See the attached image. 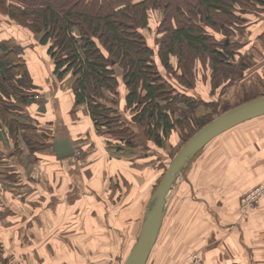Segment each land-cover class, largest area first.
<instances>
[{"label":"crops","instance_id":"crops-1","mask_svg":"<svg viewBox=\"0 0 264 264\" xmlns=\"http://www.w3.org/2000/svg\"><path fill=\"white\" fill-rule=\"evenodd\" d=\"M1 16L6 21L0 19V44L9 43L12 47L21 48L20 57L26 65L32 88L25 90L26 93L31 91L26 104L17 102L14 97L6 100L15 104L17 116L11 121L0 119V205L2 208L11 207L18 216H25L31 225L35 223V229L29 233L31 242L28 246L35 245L39 253L37 255L43 253L45 264H87L93 252V238H97L98 230L107 225L104 217L108 216L115 227L118 220L125 219L123 211L127 198L114 201L106 193L114 191L124 197L129 193L127 188L131 186V190L137 193L134 205L138 208L144 205L142 211L145 216L147 204L163 175L161 176L156 163L152 164L151 161L147 163L144 175V172H139L140 169L137 171L128 165L130 160L124 156L112 157L109 152L112 141L111 144L104 135L97 132L88 108L85 105L77 106L74 93L68 88L66 80L61 81L54 74L52 60L47 58L46 46L40 45L29 30L17 25L7 16L0 14ZM6 56L8 55L0 51V57ZM174 80L172 77L166 81L172 85L177 83H173ZM180 91L178 92L181 93ZM34 95H39L38 100L33 99ZM3 98L5 99L4 96ZM17 124L27 130L19 129L12 135L10 128L16 130ZM33 126L40 133L39 136L31 131ZM59 136L68 137L72 141L77 151L75 155L57 158L53 143ZM38 138L48 148L43 156H37L38 152H35L34 157H31L28 141L32 144ZM216 140L202 150L204 165H198L190 172V187H195V180L192 179L194 176L205 177L199 182L201 185L195 187L204 190L201 191L203 200L194 202L206 212L203 220H200L201 216L194 218L196 222L204 223V229L197 231L193 230L194 225L191 226L189 237L198 240L192 243L190 254L199 251L204 264H264V199L260 210L245 220L240 219L238 210L244 193L264 185V116L246 122ZM216 156L221 158L220 169L228 176L227 181L222 178L224 181L219 180L218 184L213 182L206 167L207 159ZM37 160L43 161V164H37ZM126 163L129 167H126ZM124 173L126 184L121 179V174ZM114 176L118 178L117 181L121 180L122 183L118 184L122 188H111V183L116 182ZM146 184L149 187L145 189L150 188L149 191H142L141 186ZM206 189H210V193ZM20 191L28 195L26 199H20ZM72 194H75V198L68 200V196ZM100 199H109V213L100 208L105 206ZM89 200L92 210L83 215L82 207L85 208L84 204ZM69 203L80 207V219L76 220H79L80 227L75 230L69 227L64 235L56 236L54 242L52 239V242L42 244V241L53 235L55 225L65 229ZM19 206L26 207L21 208L25 213L19 210ZM102 213L104 225L98 224ZM84 216L90 217V222L85 223V227L82 224L83 220L85 222ZM138 220L137 217L133 218L135 225ZM47 223L54 230L49 228L47 231ZM128 225L127 230H132ZM114 232L119 239V233ZM65 236L69 237L67 243L64 242ZM131 241L132 239L129 243ZM131 251L132 249L129 250V255ZM126 252L125 248L122 253Z\"/></svg>","mask_w":264,"mask_h":264},{"label":"rangeland","instance_id":"rangeland-1","mask_svg":"<svg viewBox=\"0 0 264 264\" xmlns=\"http://www.w3.org/2000/svg\"><path fill=\"white\" fill-rule=\"evenodd\" d=\"M173 2L175 3L173 4L174 6H182L183 10L187 11V13L188 11H190L189 9L192 8L193 4L197 3V1L195 0H173ZM241 2L242 4L240 6L236 5L235 7L236 11L234 12V16L236 17V20L229 21V23L234 22L232 26L227 29L223 27V31H220L218 28L215 29V32L211 31L212 33H214L213 36L217 37L218 40L227 41V43L230 44L231 47H233L236 52L235 57L233 60H229L228 62L235 63V65L238 66L237 75H230L229 78L223 80L221 77L218 78L216 84L217 82L219 83L217 84L218 86L215 90L211 88L212 73L211 67L209 66L210 63L207 61V59H202L201 57V59L199 58L190 60V70H185L178 65V59L174 57L173 59L171 58L172 68L170 70L168 69L167 71L162 66L161 61L157 59L158 49H160L161 45L160 39L162 38V34L164 31L161 24L164 19V10L159 9L156 11H149L148 28L145 30L141 29L146 43H148L153 48L157 55L155 59V70H157L160 76L159 79L161 78V82L162 80L167 82L166 80L172 79V77H174L175 79L173 83L177 82L176 84L172 85L169 83L172 88L173 94H169V96L167 97H171V95L173 96L175 93H179L178 91L181 90L180 94L192 99L193 102H196V105L198 106L195 111L196 119L197 117L201 118L203 116H206V118L208 117L213 122L214 119L225 113L222 110L220 111L219 108L217 110H214V107L207 108L205 104H216L218 102H221L223 104H229L230 106L237 107L246 102L264 96V0H258V2H249L245 0ZM184 6H186L187 8ZM185 15L188 17L190 14ZM0 19L6 21V18L3 16H1ZM169 20V24L173 28H175L179 24V21L177 19L170 18ZM179 20L181 22L184 19L179 18ZM75 32H77L75 34L79 37V32L77 30ZM35 36L36 40L39 42L40 35ZM46 49L48 50V46H46ZM47 55V58L50 59L51 56L48 52ZM51 60L54 69L55 64L52 58ZM237 62H241V64L238 65L239 63ZM37 64L39 65V63ZM115 65L116 64L113 65L112 69L116 70V91L112 92L105 90L104 92H102V95L97 98L98 101L104 103L103 105L113 111L112 113H110V126L108 128H103L101 126L102 133L99 134L104 135V137L110 143L112 141L113 144H111L113 146L111 145V151H109L112 157L119 158L120 156H124L125 159L130 160V163L128 165H131V167L135 168L137 171L140 169V173L146 171L147 163L151 161L152 164L156 163L157 169L159 168L161 176H164L175 156L183 148L186 142L199 131V128L194 121L191 122L190 129L188 128L187 131H185L186 129L182 130L178 128L177 131L172 132V134L168 138L169 140L165 142L164 148H158L146 136L145 126L136 124L137 122L135 121L134 117L135 114L131 113V110H127L126 97L128 94V89L123 78L125 70L121 65L118 64L116 65V67ZM181 76L185 80L190 81L191 87L185 86L181 83V81L179 80L181 79L179 78ZM17 80H20L19 74L16 75V78L14 77V80L12 79V82L10 84L13 87L25 86L27 89L29 88L26 85H22V83H17ZM22 80L25 81V79ZM60 80H66L68 88L73 92L72 74H69L65 78ZM28 83L29 84L27 85H32L31 81ZM176 87H178L179 90ZM182 87H184V90L182 89ZM169 93L171 92L169 91ZM4 97L5 99L0 96V119L11 121L15 116L18 115L16 114L18 113L17 108L12 102L6 101L10 100V96ZM37 98H39V95H34L33 99L38 100ZM185 100V98L184 100H179L178 109L186 108L188 101ZM165 103L167 102H161L162 105H165ZM85 106L89 109L88 105ZM227 108L230 107L227 105ZM233 108L234 107H232V109ZM207 109L212 111H209ZM124 116H127L128 118H124ZM20 128V130H24L23 128L26 127ZM31 131H33L36 136H39L40 134L37 132V129L35 127L34 129L32 128ZM17 135H19V133ZM22 136H24V134H22ZM16 138L17 137H15V139ZM35 141L37 142V148L35 151L38 152L37 156L41 157L48 147L46 144L42 143V140L39 138ZM203 152L204 151H201L199 154H197L185 166L183 174H181L179 179L174 184L173 191L168 197L166 212L157 243L153 251L151 252L148 261L149 264H184L186 258L190 255V247H192V243L198 240V238L191 239L189 237L191 226L194 225L193 230L197 231L204 229V223L196 222L194 218H198L201 216L200 220H203L206 212L203 208L200 207L198 203L194 201L203 200L201 191L204 190L202 188L197 189L195 187H199L201 185L199 184V182L203 181L205 177H202V175L198 177L194 176V178L192 179L195 180V187H190L189 181L190 172L192 171V169L198 165L201 167L204 165L205 161L202 164V158L204 157ZM30 154L31 157H34L32 152H30ZM220 159L221 158L218 156L212 159H207L206 167L210 171V176L212 175L213 182H216V184H218L219 182L217 183V181L222 180V178L227 181L226 177H228L220 169ZM29 164L31 163L29 162ZM37 164H43V161L37 160ZM125 165L126 167H129L127 163ZM126 173H128V170H126ZM143 174L145 175L146 172H144ZM121 176L123 183L126 184L125 173L121 174ZM114 178H116V176H114ZM117 179L118 178H116V182L111 183V188L113 186L122 188L120 184H118L119 182H121V180L117 181ZM224 180H222V182ZM9 186L10 185H8V187ZM141 187L142 191H149L150 189H145V187H149L148 184L142 185ZM127 189V192L129 193L124 197H120V195H118V193H115L114 191L106 193V195H110L109 199H113L114 201L115 199L123 200L127 198V200L124 201L126 205L124 206L123 211L125 213L123 215L125 219L123 221H119L117 219V227H115L113 226L112 222H110L108 216L104 217L106 218L105 221L107 222V225L98 230L99 236L97 238H93V252L90 255V261L87 264L126 263L127 257L129 255V250L133 249L132 247L138 239L139 232L142 227V222L144 220V211H142V207L144 205L139 206V208L134 205V198L137 197V193L135 192V190H131V186ZM256 189L257 187L251 189L241 196L240 205L238 208V210L240 211V219L245 220L250 216H254V212L260 210L264 199V192L255 193L254 191ZM206 190L208 191V193H210V189ZM20 192H22V195H20V199H26L28 195L23 194L25 193L24 191ZM253 193H255L254 196H257L255 199H252L254 197L252 195ZM74 198L75 194L68 196V200H73ZM109 199H100V201H104L105 203L104 207L100 206L103 212H108L107 209L109 207ZM100 203L103 204L102 202ZM84 207L85 208L82 207L83 215H85V212L87 211L91 212L92 208L90 200L84 204ZM94 207L95 206L93 204V208ZM19 208V210L22 211L21 208L26 207L19 206ZM79 210L80 207L78 204L75 205L69 203L67 205V213L69 216L67 217L68 220L66 221L65 229L59 228L57 227V225H55L54 230V228L50 227L47 223V231L50 230L49 228H51L54 230V233L50 238L47 237L44 241H42V244L52 242V239L54 242L55 237L58 235H64L66 229L69 227L72 228V230L79 228L80 222L79 220L76 221L77 219H80ZM89 212L87 214L91 215V213ZM22 213L25 212L22 211ZM103 215V213L99 215L98 224H105L103 223ZM74 216L77 217L74 219ZM134 217H137L139 219L136 225L133 221ZM84 219L85 222L83 220V225L90 222L89 216H84ZM128 224H130V229H132L130 231L127 230V227L129 226ZM83 227H85V225ZM34 229L35 223H32L31 225L30 221L25 219V216H18L11 207L2 208L0 205V264H45L43 253H41L42 255H37V247L35 245L28 246L31 242V240L29 239V233H32ZM114 230L119 233V239H117L115 237V234H113L115 233ZM74 232H68V234H72ZM131 239L132 241L129 243V240ZM67 241H69V237L65 236L64 242L67 243ZM33 244H35L34 241ZM125 248L127 252L123 254L122 252L125 251ZM55 261L57 262L56 258Z\"/></svg>","mask_w":264,"mask_h":264},{"label":"trees","instance_id":"trees-1","mask_svg":"<svg viewBox=\"0 0 264 264\" xmlns=\"http://www.w3.org/2000/svg\"><path fill=\"white\" fill-rule=\"evenodd\" d=\"M195 1L197 3L187 13L182 6H174L173 0H0V14L40 35V45L48 46V53L54 61V74L58 79L72 74L75 103L77 106L88 105L100 134L101 126H110V113L113 111L97 98L105 90L116 91V70L112 68L114 64L121 65L128 89L127 110L135 114L136 124L145 126L149 140L162 149L178 128L187 131L194 121L200 130L212 120L206 116L195 118L198 106L192 99L180 93L167 97L173 91L169 83L159 79L155 70L157 55L166 71L172 68L171 58L174 57L185 70H190V60L207 59L213 90L218 86V78L223 80L238 74V66L228 62L234 59L235 50L227 41L218 40L211 31L215 32L217 28L223 31V27L232 26L234 22L229 21L236 20L235 7L245 0ZM159 9L164 10L161 23L164 31L156 55L146 43L142 30L148 28L149 11ZM185 14L190 15L187 17ZM170 18L179 21L175 28L169 24ZM179 18L184 20L180 22ZM76 30L80 38L75 34ZM0 51L8 55L0 57V96L14 97L17 102L26 104L31 93L25 92V86L13 87L10 84L19 74L20 80L16 82L28 86L29 90L32 88L27 85L31 79L20 57L22 50L9 43H1ZM179 78L182 84L191 87L190 81L182 76ZM183 97L188 104L186 108L178 109L179 100H184ZM162 101L167 103L162 105ZM205 105L224 112L236 107L221 102ZM16 127V130L10 128L12 135L21 129ZM36 146V141L32 144L28 141L33 154Z\"/></svg>","mask_w":264,"mask_h":264},{"label":"water","instance_id":"water-1","mask_svg":"<svg viewBox=\"0 0 264 264\" xmlns=\"http://www.w3.org/2000/svg\"><path fill=\"white\" fill-rule=\"evenodd\" d=\"M264 116V96L235 107L200 129L178 152L165 175L153 192L145 211L144 220L136 244L125 264H147L163 224L168 197L175 182L183 174L185 166L213 140L251 120ZM68 137L59 136L53 143L57 158L64 159L76 154Z\"/></svg>","mask_w":264,"mask_h":264},{"label":"built area","instance_id":"built-area-1","mask_svg":"<svg viewBox=\"0 0 264 264\" xmlns=\"http://www.w3.org/2000/svg\"><path fill=\"white\" fill-rule=\"evenodd\" d=\"M255 193H261V192H264V186H259L257 187V189L254 191ZM253 193L252 195L254 196ZM251 195V196H252ZM250 196V197H251ZM257 196H254L252 199H255ZM186 264H204V261H203V257H202V254L199 252V251H195L193 253H191L188 257H187V262Z\"/></svg>","mask_w":264,"mask_h":264},{"label":"bare ground","instance_id":"bare-ground-1","mask_svg":"<svg viewBox=\"0 0 264 264\" xmlns=\"http://www.w3.org/2000/svg\"><path fill=\"white\" fill-rule=\"evenodd\" d=\"M238 107V106H237ZM262 186V185H261Z\"/></svg>","mask_w":264,"mask_h":264}]
</instances>
